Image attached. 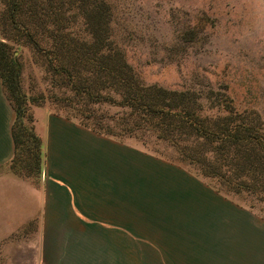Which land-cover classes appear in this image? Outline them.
<instances>
[{
  "label": "rangeland",
  "instance_id": "1",
  "mask_svg": "<svg viewBox=\"0 0 264 264\" xmlns=\"http://www.w3.org/2000/svg\"><path fill=\"white\" fill-rule=\"evenodd\" d=\"M101 1L110 9L112 39L144 82L171 89H193L206 113L223 109L219 113L255 118L258 132L264 135V0ZM1 6L0 3V9ZM0 39L3 40L1 32ZM14 56L21 65L23 91L27 95L45 96L40 105L29 106L33 129L38 119L46 122L50 113L64 116L48 97L44 73L32 62L30 52L21 48ZM118 140L168 165L149 161L137 153L134 185L121 196L113 192L106 201L95 200L94 206L81 207L79 201L73 202L75 212L86 211L81 216L22 214L27 208L42 210L45 206L48 180L41 139L39 175L18 176L8 164L0 169V174L9 173L16 179L14 184L9 181L7 190L5 212L12 214L0 216V225L13 229L0 231V247L4 245L0 248V264H31L16 263L19 257L14 246L22 241L30 243L35 223H111L123 218L113 216V208L110 210L107 206L130 208L136 213V223L160 224L168 239L179 240L250 239L252 233L247 232L246 236L248 229L241 226L237 208L249 209L264 218L263 204L249 207L247 200L216 191L214 180L199 177L190 167L149 151L136 139ZM96 172L93 182L102 178ZM108 193L111 191H105L104 196ZM127 193L129 201L125 200ZM89 194L103 196L96 191ZM15 198L16 209L11 206ZM94 209L101 214L95 215ZM55 234L60 241L69 235L67 232ZM10 247L13 248L8 252Z\"/></svg>",
  "mask_w": 264,
  "mask_h": 264
},
{
  "label": "trees",
  "instance_id": "2",
  "mask_svg": "<svg viewBox=\"0 0 264 264\" xmlns=\"http://www.w3.org/2000/svg\"><path fill=\"white\" fill-rule=\"evenodd\" d=\"M0 3V79L14 111L8 162L14 174L36 177L42 157L29 106L45 96L23 91L14 56L26 48L65 118L100 135L132 137L214 180L216 191L264 206V135L257 119L223 109L206 113L195 90L144 82L112 39L110 9L101 0Z\"/></svg>",
  "mask_w": 264,
  "mask_h": 264
},
{
  "label": "crops",
  "instance_id": "3",
  "mask_svg": "<svg viewBox=\"0 0 264 264\" xmlns=\"http://www.w3.org/2000/svg\"><path fill=\"white\" fill-rule=\"evenodd\" d=\"M13 119L14 111L0 79V169L8 164L13 154ZM35 124V133L42 140L45 150L44 173L48 181L45 206L42 210L38 207L27 208L22 214L28 217L40 214L48 217L81 216L86 211L75 212L71 206L73 202L79 201L81 207L94 206L95 200L104 201L113 192L122 195L125 189L129 190L135 183L137 153L149 161L168 165L160 158L137 150L134 145L97 134L60 114L50 113L46 122L38 119ZM94 170L103 181L98 178L93 182ZM10 180L12 183L16 181L9 173L0 174V216L12 214L5 212ZM95 191L103 193V196L89 194ZM105 191L111 193L104 196ZM16 200L15 205H11L14 209ZM125 200L129 201L128 193ZM107 208H113V216L123 218L111 223L33 224L34 234L30 243L22 241L14 246L19 257L16 263L264 264V218L249 209L237 208V212L241 216V226L245 225L248 229L246 236L247 232L252 233L250 239L210 242L168 239L162 225L136 223V213L130 208ZM93 212L95 215L101 214L95 209ZM2 226L0 231L13 230ZM56 232H67L69 235L60 241L57 240ZM12 248L7 251L10 252Z\"/></svg>",
  "mask_w": 264,
  "mask_h": 264
}]
</instances>
